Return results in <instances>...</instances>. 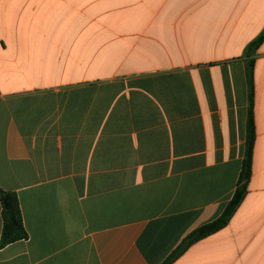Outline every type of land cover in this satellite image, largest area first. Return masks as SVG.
Returning <instances> with one entry per match:
<instances>
[{
  "label": "crops",
  "instance_id": "0c3cea01",
  "mask_svg": "<svg viewBox=\"0 0 264 264\" xmlns=\"http://www.w3.org/2000/svg\"><path fill=\"white\" fill-rule=\"evenodd\" d=\"M263 31L264 0H0V189L29 235L0 264H163L236 192L250 60L247 195L172 264H264Z\"/></svg>",
  "mask_w": 264,
  "mask_h": 264
},
{
  "label": "trees",
  "instance_id": "16d2710c",
  "mask_svg": "<svg viewBox=\"0 0 264 264\" xmlns=\"http://www.w3.org/2000/svg\"><path fill=\"white\" fill-rule=\"evenodd\" d=\"M263 42L264 31L249 45L247 49V55H252L263 44ZM247 81L249 88V109L247 119L246 149L236 192L223 213L217 219L198 227L189 235H187V237L170 254L163 264L174 263L193 244L224 229L230 223L247 195L248 186L252 175L253 155L256 141V128L254 119V60H250L247 65ZM0 202L2 205L3 215V230L0 241L1 248L18 241L27 240L29 235L23 223V217L17 194L0 189Z\"/></svg>",
  "mask_w": 264,
  "mask_h": 264
},
{
  "label": "rangeland",
  "instance_id": "374dc122",
  "mask_svg": "<svg viewBox=\"0 0 264 264\" xmlns=\"http://www.w3.org/2000/svg\"><path fill=\"white\" fill-rule=\"evenodd\" d=\"M133 67H141V68H147V64H146V61H135L133 63Z\"/></svg>",
  "mask_w": 264,
  "mask_h": 264
}]
</instances>
